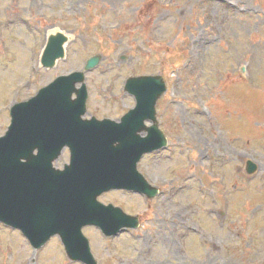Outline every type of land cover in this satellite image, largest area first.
<instances>
[{"label":"rangeland","instance_id":"obj_1","mask_svg":"<svg viewBox=\"0 0 264 264\" xmlns=\"http://www.w3.org/2000/svg\"><path fill=\"white\" fill-rule=\"evenodd\" d=\"M53 27L70 40L46 69L39 56ZM96 54L85 73L88 115L119 118L134 106L126 78L159 74L168 136L138 163L156 197L99 196L139 216L116 236L83 228L99 264H264V0H0V135L11 103ZM245 157L258 165L253 176L242 174ZM0 264L81 263L57 236L35 250L0 223Z\"/></svg>","mask_w":264,"mask_h":264},{"label":"water","instance_id":"obj_2","mask_svg":"<svg viewBox=\"0 0 264 264\" xmlns=\"http://www.w3.org/2000/svg\"><path fill=\"white\" fill-rule=\"evenodd\" d=\"M68 39L60 31L49 34L43 66L53 67L64 57ZM99 61V55L91 57L84 70ZM165 89L160 75L127 78L124 90L136 105L120 122L81 118L87 98L83 71L60 76L28 101L13 105L11 125L0 137V221L20 228L35 248L58 233L69 258L97 264L81 234L83 225H98L107 235L137 226L136 217L101 204L97 196L110 189L138 191L149 198L157 193L136 164L143 153L166 142L155 119V104ZM147 119L154 121L149 127L143 124ZM142 131L147 135L141 136ZM63 146L69 147L71 158L60 171L52 160ZM256 170V163L246 159L245 173Z\"/></svg>","mask_w":264,"mask_h":264},{"label":"bare ground","instance_id":"obj_3","mask_svg":"<svg viewBox=\"0 0 264 264\" xmlns=\"http://www.w3.org/2000/svg\"><path fill=\"white\" fill-rule=\"evenodd\" d=\"M219 139H221V135H219ZM196 145V144H195ZM224 153L223 152H220V153H216V156H218V155H223ZM228 154H229V152H226V154H225V156L227 157L228 156ZM211 194V193H210ZM190 227H191V224H187L186 225V228H187V230H190ZM199 232V231H198ZM200 233V232H199ZM212 242V241H211ZM211 247L213 248V244L211 245ZM176 252H177V249H176Z\"/></svg>","mask_w":264,"mask_h":264}]
</instances>
